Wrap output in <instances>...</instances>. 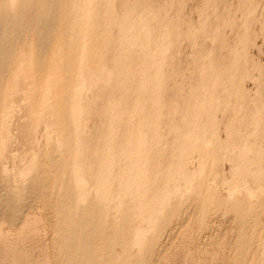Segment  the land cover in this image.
<instances>
[{
    "label": "rangeland",
    "instance_id": "1",
    "mask_svg": "<svg viewBox=\"0 0 264 264\" xmlns=\"http://www.w3.org/2000/svg\"><path fill=\"white\" fill-rule=\"evenodd\" d=\"M92 2L94 3V0H88L80 31L77 34L68 32L69 36L67 32L65 33L69 38L68 41L78 39L80 46L79 51L73 57L75 64L72 65L70 62L67 66L63 61L66 67L61 64V61L56 60L58 53L55 51L59 41L61 42L62 39L66 41V37L61 36L60 38V36L51 34L48 39L53 42L50 41L52 45H55L49 47L50 43L44 45L38 36L39 25H33L24 16L20 18L18 8H13L18 10L16 13L18 16L11 14L13 12L9 14L12 9L7 11V18L13 15L12 18L9 17L11 20L9 18V20L7 18L4 20L0 15L2 32L0 56L2 46L5 45H7L5 56L9 52L14 54L15 47L17 49L15 53L21 54L15 56L17 54L9 53L7 57L13 56L11 58H16V63L13 61L14 65H11L13 67L6 66L8 69H0V111H2L0 113V169H5L8 172L7 175L19 186L28 185L34 179L40 181L39 186L36 185L37 187L33 188V192L24 191L21 194L12 195L4 182L6 176L0 174V264H4V261L5 264L70 263L69 260L67 262L65 258L63 259L64 256L61 257L62 254L71 252L72 245L69 240L59 237L63 221V212L59 207L63 195L66 196L67 189L73 187L74 176L70 175L62 180L59 177L61 166L60 168L53 167L56 161L60 162L64 158L61 154L62 150L55 148L57 141H61L62 144L67 142L61 133L65 120L60 109L62 105L68 104L70 99H65L67 97L62 91L69 85L77 90L75 96L80 98L78 101L81 103L80 118L84 122L87 121V124L92 123L85 109V101L88 99L93 102L95 99L97 102H94L100 104L104 100L103 98L96 99L98 95L93 97L96 92L91 86L89 87L90 82L85 79V67L82 66L80 60L85 52L84 56L88 58L87 60L91 58L89 65L93 66L94 63L98 65V61L101 63L103 52L108 46L107 33L119 34L118 29L113 26L112 19L117 14L124 18V14L118 11L123 12L119 6L120 0H107L105 12L101 11L102 22H105V33L94 38L91 32L94 22L90 20ZM129 7L133 15L128 25L129 36L126 42H128L129 51L138 50L133 58L131 52L126 55V53L116 51L114 56L118 57V61L115 63L112 59L111 64L114 65L113 68L119 65L122 67H117L114 73L109 66L105 67L112 73L107 75L105 73L108 70L104 69L103 75L107 76L105 78L103 76L102 80L98 81L100 87L102 85L105 87L102 88L107 91V96L114 98L118 103V109L113 117V126L110 127L107 124L105 132L108 133V139L112 143L116 170L132 168L128 164V159L123 155V151L124 141L134 132V129L138 131L141 138L147 141L145 158L148 164L145 169L148 177L153 180L149 186L146 185L148 186L147 196L149 200L157 202L155 204L159 203L160 207L168 206L169 212L165 214L166 216H159L152 222L143 223L140 227L146 228V232L139 237L136 236L135 230L134 232L129 231L130 235H134L133 242L137 244L131 245L126 252L120 251L122 248L119 245L115 249L117 250L115 259L120 262L134 260L131 254L135 253L142 246L141 244H145L144 256L136 264H264V178L259 179L252 176V179H243L241 187H245L246 192H249L248 197L239 193L235 196L236 204L227 205L221 201L223 198L221 196L228 191V182L232 181V172L235 167L239 168L237 160L233 158L236 150H232V147L235 145L228 141L236 135L241 137L245 133H251L248 127L239 129L240 119L245 124L244 115L252 109L261 118L262 124L264 123V0H131ZM0 14H2L1 9ZM159 17L163 21L162 25H158ZM177 30L180 32L177 33ZM223 41L229 42L239 56L237 74L231 77L235 89L233 95L225 91L224 81L220 76L219 65L232 57V51L223 46ZM140 43L141 47L145 43L146 46L141 48ZM168 43L171 44L164 47ZM44 46L45 48L48 46V53ZM158 47H160L159 50L162 49L161 47L166 49L163 54L165 59L163 57L160 62L150 63L141 60L139 56L141 52L148 53L155 49L153 50L155 54ZM41 60L42 65H40L41 62L39 63ZM142 66L147 74H151V77L158 74L161 76H156L158 80L154 78L152 82L148 81V85L165 78L168 81L167 90L163 91L162 95L163 105L159 108L155 107L148 98L149 89L144 93L145 96H139L135 89L137 79H132L131 74L141 70ZM92 73L89 69L88 74L92 75ZM127 75L129 79L126 81ZM175 85L179 96L177 99L174 96L170 99L172 97H169L168 93L172 90L169 86L172 88ZM191 92L206 94L198 97L200 99L198 104H194L195 100L191 98L193 101L191 107L200 110L199 119L203 124L200 127H190L191 123L185 115L187 105L183 101L187 97V101H190ZM138 101L142 104L140 110L136 105ZM224 104H227L229 108H226ZM130 116L138 117L139 125L136 126L129 122ZM108 117L110 118V114ZM262 124L261 129L263 130L259 131L261 134L256 135V138L258 146L263 151L264 124ZM187 131L194 132V138L184 137L188 134ZM190 141L198 145L196 152L190 147ZM214 146L216 157L202 155V148L208 147L212 150ZM180 148H184L182 150L185 151L182 152H187L185 153L187 157L184 155L182 160L186 157L185 162L189 161L182 165L179 161ZM187 148L191 149V152H188ZM80 157L82 158L83 155ZM64 163L67 162L64 161L62 164ZM49 165H53L50 166L52 169L47 167ZM183 165L187 166L190 171L205 175L201 179H204V184H208L209 191L195 183V188L201 187V194H191V197L183 201L176 197L175 200H173L174 197L168 200L164 197L165 193L160 195L163 193L158 189L170 187L172 181L170 180L169 184V177L181 171L184 168ZM70 167L67 166L66 169ZM49 174L51 178L47 176ZM47 177H49L47 182H50L49 184L46 182L47 185H45ZM90 177L86 176V179ZM202 180L200 181L203 182ZM116 182L112 183L113 189L118 188ZM42 183L45 187H42ZM57 183H59L57 189L60 188L58 190L55 189ZM213 190H215L214 194L218 191V195L210 199L209 195ZM202 195L211 203L209 209L200 206V201H203ZM243 198H249L253 204L252 209L239 204ZM146 207L134 211L135 214L132 211L135 216L130 211L128 212L130 214L126 213V221L132 225L125 222L126 224L123 223L122 226L137 227L147 217L153 215L155 208ZM241 209L242 220H238L235 217L236 212ZM13 216L18 217H16L15 225L9 221ZM67 220L69 222V218ZM74 220L75 217L70 216V222ZM119 224H113L115 229L111 231L112 237L120 235ZM98 227L87 228L83 235L97 239ZM100 244L101 242H93L91 248L94 247V250L91 251L90 257L96 258L102 252ZM59 251H62L61 256L58 255ZM10 252H15V258L12 259ZM26 255L27 257H24ZM7 260L10 263H7Z\"/></svg>",
    "mask_w": 264,
    "mask_h": 264
},
{
    "label": "bare ground",
    "instance_id": "2",
    "mask_svg": "<svg viewBox=\"0 0 264 264\" xmlns=\"http://www.w3.org/2000/svg\"><path fill=\"white\" fill-rule=\"evenodd\" d=\"M106 1L107 0H94V3L92 2L93 7L90 11V14H91L90 20H91V22H94V28L91 31V32H93L92 36L94 38H96L100 35L102 36L105 33L104 32L105 31V27H104L105 22L104 23L102 22V19H101L102 12L101 11L103 10L105 12V7L107 5L105 3ZM130 2H131V0H120L119 6L123 10V12L120 10H118V11L120 13L124 14V18L122 16L120 17V15L117 14L112 19L113 26L118 29L119 34L115 35L112 32H110V34L107 33L108 38H107L106 42H107L108 46L106 47L107 50L103 52L104 55L101 58L102 59L101 63L98 61V63H99L98 65L97 64L95 65V63L93 64V66L89 65V62L91 64V60H90L91 58L89 60H87L88 58H86L84 56L85 52H84V55L82 54V57L80 60L82 66L85 67V79L89 80V82H90L89 87L91 86L94 89V91L96 92V94L93 95V97L98 95V97H95L96 99L97 98H103V100H104V101H101L100 104L99 103L96 104L97 100H95L93 97L92 98L96 102H94V101L92 102L91 100H88V99L85 101V105H86L85 109L87 110L88 117H90L92 119L91 120L92 123L88 122V124H87L86 123L87 121L84 122V120L82 118H80L79 110H80V104L81 103L78 102L80 98L75 96L77 90L73 89L72 85H69L70 88L67 87V89L62 91V93L65 95V97H67L65 99H70V102L66 105H62V107L60 109V111L63 115V119L65 120L64 121L65 126L62 129L61 133H62L63 139H66L67 142L65 144H62L61 141H57V143L55 142L56 143L55 148L62 150L61 154L64 156V158L60 162L56 161L54 166L49 165L47 167L50 168V166H53V167L58 166L60 168V166H61V168H60L61 172H60L59 177L62 180H64L67 176H70V175L74 176L73 187L71 189H67V192H66L67 197L65 195H63V197H62L63 200L61 201L60 207H59L60 210L63 212V216H62L63 221H62V225L60 228L59 237H63L65 240H69V243H71V245H72V250L69 253L67 252L68 254L65 253L66 255L62 254V256L60 255L62 251H59L60 253L58 252V255H60L61 257L64 256L63 259L65 258L67 260V262L69 260V262H70L69 264H136L138 262V260L142 259L144 256V252H145V248H146L145 244H141L142 246L135 253L131 254V256H132L131 258L134 259L131 261L124 260V261L120 262V261L116 260L115 259V254H116L115 251H117V250H115V249L118 248V246L120 245V247L122 248L120 251L126 252L131 245L137 244V243L133 242V236L134 235H130L129 231L134 232V230H135L136 236L139 237L140 235H142L143 233L146 232V230H145L146 228L143 229V227H140V226H143V223L152 222V221L158 219L159 216L165 215V214H167V212H169V208H167L168 206H166V205L163 206L161 204L162 206L160 207L158 205L159 203L155 204L157 202H155L153 200H149L148 196H147L148 186L151 183H153V180L151 179V177H148V175L146 173V169H145L146 165L148 164V161L145 158L146 157V155H145L146 148L148 145L147 141L144 140L143 138H141V135L138 133V131L134 129V132H132L130 134V136L127 137L124 141L125 148L123 151V155L128 159V162H129L128 164L132 168H123V169H117L116 170V162H115V158H114V154H113L114 152L112 153V149H113L112 143L108 139V136H107L108 133L105 132L106 127H108L107 124H109L110 127L113 126V117L115 116L114 114L118 109V103L116 100H114V98L107 96V91L104 89L105 87L102 85V83H101L102 86L100 87L99 86L100 82L98 83V81H101L102 80L101 78L103 76L105 78L107 75H111L112 72L111 71H110L111 73L109 72L110 69L114 73V71L117 70V67H122V65H119V66L116 65L117 67L113 68L114 65L111 64L112 59H113V62H115V63H116V61H118V57L114 56V54H116V51H119V53H122V52L126 53V55L128 52H131L132 58H133L135 56L134 55L135 52L138 50L137 49L136 51H134V50L129 51V48L127 46L128 42H126V38H127V36H129L128 32H127L128 25L130 24V20L132 19L131 15H133L132 9L129 7ZM143 3H144V1H143ZM87 4H88V0H0V9L2 12V14H0V15L4 20H6L7 14H8L7 11L12 9L9 12V14L11 12H13L11 14H14V16L15 15L18 16V14H16V13H18V10H19V12H20L19 17L20 18H21V16L22 17L24 16V17L28 18L33 25H36V26L39 25L40 29H38L39 31L37 30V32L39 34L38 36H40V39H42L44 45H48L50 43L49 47L53 43L50 39H48L51 34H53L54 36L55 35L60 36V38H61V36H62V38L66 37L67 42L63 39L61 40V42L59 41V44L57 43L58 44L57 48L55 47L57 49L55 51H57V53H58V55H56L57 56L56 60L61 61V64H63L65 62L67 64V66H69L70 62H72L71 63L72 65L75 64V59H73V57L79 51L80 46H79V40L78 39H76L75 41H73V39H72V41H68L69 38H67L65 33L67 32V35L69 36L68 32L77 34L80 31L81 24H82V22H84L83 16L87 11ZM137 4H139V3H137ZM132 6H134V5H132ZM151 7H153V6H151ZM13 8H18V10L16 9L17 10L16 11ZM153 8L155 9L156 7L154 6ZM124 11H125V13H124ZM158 16H159V14H158ZM9 17L12 18L13 15L8 16V18ZM8 18H7V20H9V19L11 20V18H9V19ZM157 22H158V25L159 24L162 25V23H163V21L160 20V17H159V19H157ZM130 29H131V26H130ZM34 31H35V29H34ZM179 32L180 31L177 30V33H179ZM168 34H169V32H168ZM176 34L174 36H176ZM1 35H2V32H1V26H0V36ZM72 35L74 36L75 34H72ZM54 36H53V38H54ZM77 37H78V35H77ZM1 38H3V37H1ZM4 38H5V35H4ZM51 38H52V36H51ZM20 39H22V38L20 37ZM146 39H147V37H146ZM150 41H151V39H150ZM149 43H151V42H149ZM145 44H144V46H146ZM170 44L171 43H168V45L165 44L164 47H168ZM53 45H55V44H53ZM161 45H163V44H161ZM6 46L7 45L2 46V52H1L2 55L0 56V67H1L0 69H4V70L7 67H9V68L13 67V66H11V65H14L13 61L14 62L17 61V60H15L16 58H11V57H13L11 55H10V58L7 57V56H9L8 54L12 53V52L7 53V55L5 56V54L7 52V50H5ZM144 46L141 47V43H140L141 48H143ZM223 46L226 48H229L232 51V57L229 60H227L226 62H223L219 65V69H220V73H221L220 76L222 77V79L224 81L223 83H224L225 91H227V93L229 95H233V94H235L234 93L235 89H234V83H232L233 81L231 80L232 79L231 77H233L237 74V71H238L237 65H238V61H239L238 60L239 56L235 52V49L233 50V48L231 47L232 45L229 42L223 41ZM140 47H139V49H140ZM164 47H161L162 49H160V50H159L160 47H158V50L156 48L157 51H160L159 53H157V51H156V53L154 54L153 50L155 51V49L152 48L153 50L148 52V53L144 52L141 49V51H143V52L140 53L141 55L139 53L138 54H139L141 60H144L145 62H149V63L154 62V61L160 62L163 60V57L165 59V56L163 54H164V51L166 49ZM44 48H45V46H44ZM51 48H53V47H51ZM6 49H8V47ZM45 49L47 52V49H49L48 46ZM16 50L17 49L15 47V52H16ZM52 50H54V49H52ZM52 50H48V51H52ZM63 50H65L66 54H64L65 52ZM161 50H163L162 53H161ZM15 52H14V54H17ZM89 53H90V51H89ZM14 54L12 53V55H14ZM19 54L15 55V56H18ZM157 54H158V56H157ZM39 55H42V54H39ZM46 55L48 56V54H46ZM129 55H130V53H129ZM50 56H51V54L49 55V57ZM44 57H46V56H44ZM92 59H94V58H92ZM18 61H19V59H18ZM95 61H96V59H95ZM40 62H41L40 65H42V63H43L42 60L39 61V63ZM39 63L36 62V64H38V65H39ZM63 65L66 67L65 64H63ZM142 65L144 66V64H142ZM107 66L110 67L109 70L107 68L105 69V67H107ZM143 66H142L141 70L137 71L134 74L133 73L131 74L132 79H134V78L137 79V82H135V84H136L135 89L137 90L139 96H145L144 93L149 89L150 94H149L148 98L150 99L151 103L155 107L159 108L163 105L162 95H163V91L167 90V86L169 85L168 81L165 78L161 81H158L156 83L154 82V83L148 85L149 84L148 81L152 82L154 78L156 80H158L156 78V76H159V74L154 76V77H151L150 76L151 74H147L146 71L143 69ZM89 69H90V71L93 72L92 75L88 74ZM104 69H105V71L108 70V72L110 74H108V72H106L105 74H107V75L106 76L103 75ZM64 72H65V68H64ZM159 77H161V76H159ZM128 79H129V77L127 75L125 80L127 81ZM65 84H67V83H65ZM63 85H64V83H63ZM102 87H104V88H102ZM169 89L172 90V91H170V93H168L169 97L174 96L177 99L179 94H178V88L176 87V85H175V87H172V88H170V86H169ZM240 91H241V89H240ZM202 95L205 96L206 94L201 93V92L200 93L191 92L189 94L190 101H187L188 97L185 99V101H183V103L187 105V108L185 109V115H187L188 121L191 123L190 127H193V126H195V127L199 126L200 127V125L203 126L202 121L199 119L200 118L199 117L200 116L199 115L200 110H198V109L195 110L193 108V106L191 107V105H193L194 100H195L194 104H198L200 102V99L198 97L202 96ZM192 97H193V101H191ZM92 98L90 97V99H92ZM170 99H173V97ZM67 101H64V102L67 103ZM63 104H65V103H63ZM136 105H137L138 109L139 108L142 109V104L139 103V101L136 103ZM224 105L226 106V108L227 107L229 108V106L227 104H224ZM232 106H233V104H232ZM137 107H136V109H137ZM231 109H232V107H231ZM186 110H188V111H186ZM1 112L2 111H0V113ZM228 112H230V111H228ZM109 114H110V118L108 117ZM129 114H128V116H129ZM243 119H245L246 123L244 124L243 120L240 119L239 129H241L243 127H246V128L248 127L251 129L250 130L251 133H249V134L245 133L242 136L240 135L241 137H237V135H236V137H232V138L230 137L231 139H229V141H228L229 143L231 142V144L233 143L235 145L234 146L235 148L232 147V150L233 149L236 150V152H234L235 155H233V158H235V160H237V165L239 164L238 165L239 168L235 167L234 171L232 172L233 177L232 178L230 177L232 179V181H229L230 183L228 182V184H229V187L227 188L228 191L224 194V196H221V197H223L221 201L226 203L227 205L236 204L235 196H237L239 193H243L246 197H248L249 192H246L245 187H243V186L241 187V182L243 181V179H245V178L246 179H249V178L252 179V176L258 177L259 179L264 178V150L262 151L261 147L258 146L257 138H256V135L261 134V132L259 134V131L263 130V129H261L262 128L261 118L258 117L257 112H254V110L251 109L248 111V113H246L244 115ZM139 120L140 119L138 117L135 118V117L130 116L129 122H131L132 124H135L137 126V125H139V122H138ZM229 125H231V124H229ZM134 128H138V127L134 126ZM193 133L194 132H188V134L186 133L187 135L185 134L186 136H184V137L192 139V137L194 136ZM248 135H250V137H252V138H249ZM78 139L80 141H78ZM231 144H228V146H231ZM187 147H189V145ZM190 147L193 149V151L196 152L198 145H196L195 143L192 144V142H191ZM205 148L204 149L202 148V151H203L202 155L203 156L204 155H207V156L212 155L215 157L217 156V155H215V153H216L215 146H214V148H212V150H210V148L208 149V147L206 149ZM182 149H184V148H182ZM182 149H181V153L183 155L181 153L179 154V156H180L179 161H180L181 165L189 162V161L185 162V161H187L186 160L187 159L186 158L187 152H185L186 153L185 154L184 152H182L185 150H182ZM187 151L191 152V149L188 150V148H187ZM80 155H83V157L81 158ZM184 155L186 156L185 160H182V157L184 158ZM96 157H98L99 159ZM64 161H66L67 163L62 164ZM181 165H179V166L182 167ZM67 166H71V167L66 169ZM59 168H57V169H59ZM236 168L238 170H236ZM47 169L45 168V170H47ZM50 169H52V168H50ZM50 169H48V170L50 171ZM49 171H47V173ZM173 173H174V171H173ZM0 174H3L4 176H6V179L4 182H5V185L9 191V193L12 195L19 194V193L21 194L24 191L33 192V188L37 187L36 185L39 186L40 181H38V180L36 181V179H34V181L32 180V182L28 185L19 186L18 184L15 183V181L11 177H9L7 175L8 172L5 169H0ZM44 175H45V173H44ZM52 175H53V173H52ZM47 176H49L51 178L50 174ZM86 176H91V177L86 179ZM204 176L205 175L202 176L200 172L198 173V172L193 171V170L190 171L187 166L186 167L184 166V168L181 171L179 170V172H176V174H173L169 177V180H168L169 184H170V180L172 181V183H171L172 185H170V187H168L166 185L167 186L166 188L162 187V188H159L158 190H160V192L163 193L160 195H164V193H165L164 197L167 199L170 198L172 200V197H174L173 200H175V197H176V198L181 199L183 201L185 198L191 197V194L192 195L194 193L201 194V192H202L201 187L203 189H208V191H209L208 184H204V181H203L204 179L203 180L201 179V177H204ZM49 177H47V179L45 178L46 180L44 179L45 185L49 184L50 181L47 182ZM31 179H33V178L31 177ZM200 180H202L203 182H201ZM114 181H117L116 183L118 185V188H116V189H113V187H112V183ZM33 182H34V184H33ZM46 182H47V184H46ZM195 183L200 184L201 187L198 185L200 188L199 189H197L198 187L195 188V185H196ZM244 183H245V180H244ZM41 185H42V187L44 186L43 183ZM146 185H148V186L146 187ZM55 186H56V188H55L56 190L60 189V188L57 189V186H59V183H57ZM200 189H201V191H199ZM210 189H212V188H210ZM115 190H117V191H115ZM244 190H245V192H244ZM214 191L215 190H213L212 193H210V195H209L210 199H212L218 195L217 194L218 191L216 192V194H214L215 193ZM185 193H186V196L188 194L189 195L186 197V196H184ZM201 197L203 198V201L202 200L200 201L201 202L200 206L203 208L209 209L211 206V203L209 202L208 199L203 197V195ZM149 198L151 199V197H149ZM176 202H177V199H176ZM180 202H178V203L180 204ZM147 204H150V205H147ZM169 204H171V203H169ZM196 204H197V202H196ZM239 204H241V206H245V207L250 208V209L253 208V204L251 203L249 198H245V199L243 198V200L239 201ZM198 206L199 205H197V207ZM145 207L146 208H155L153 210V215H150L149 217H147L145 219V221L142 222L141 224H139V226H137V227H135L134 225L131 227L128 225L129 228H126V226H124V227L122 226L123 223H125V222L132 225V223L126 221V219H127L126 215L130 214V213H128L129 211L132 213V211L134 212L137 210H141L142 208H145ZM169 207H172V206H169ZM241 212H242V209L236 212L235 217L238 220H242ZM134 214H135V212H134ZM70 216H71V218H72V216L75 217V220L73 222H70ZM16 217L17 216L10 217V220H9L14 225H15V223H17ZM128 217H129V215H128ZM67 218H69V222H68ZM122 218L125 220H123ZM114 223L119 224L121 227V232L119 231L120 235H118L117 237L111 236V231H114V229H115V227L113 226ZM97 226H99L97 228V229H99V235H98L97 239L89 237V236L86 237L83 235L87 228L97 227ZM0 231H1V229H0ZM93 242H101V244L99 246H100V249L102 252L96 258L90 257L91 251L94 250V247L91 248ZM57 249L59 250V248H57ZM63 252H65V251H63ZM4 253H6V252H4ZM11 254L13 256L12 259L15 258V252H12ZM26 254H29V253H26ZM9 257H10V255H9ZM24 257H27V255ZM63 259H62V261H63ZM77 259H78V262H77ZM79 259H81V261ZM5 260H6V258H5ZM16 261L17 260H15V262ZM8 262L9 261L7 260V263ZM4 264H5V261H4Z\"/></svg>",
    "mask_w": 264,
    "mask_h": 264
}]
</instances>
